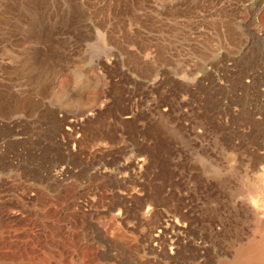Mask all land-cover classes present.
I'll return each instance as SVG.
<instances>
[{"label": "rangeland", "instance_id": "obj_1", "mask_svg": "<svg viewBox=\"0 0 264 264\" xmlns=\"http://www.w3.org/2000/svg\"><path fill=\"white\" fill-rule=\"evenodd\" d=\"M262 186L264 0H0V264H224Z\"/></svg>", "mask_w": 264, "mask_h": 264}, {"label": "bare ground", "instance_id": "obj_2", "mask_svg": "<svg viewBox=\"0 0 264 264\" xmlns=\"http://www.w3.org/2000/svg\"><path fill=\"white\" fill-rule=\"evenodd\" d=\"M253 168V167H252ZM216 169V168H215ZM225 170V169H224ZM237 170V169H236ZM213 171H214V169H213ZM251 172V171H250ZM258 172V171H257ZM257 172H255V175H257L256 173ZM210 176V175H209ZM259 175H257V177H258ZM228 185V184H227ZM257 185V184H256ZM255 187H257V186H255ZM263 187V186H262ZM221 188V187H220ZM264 188V187H263ZM251 189H252V187H251ZM258 189V188H257ZM249 190V189H248ZM260 190H261V188H260ZM260 190L258 189V192H260ZM254 191H256V190H253V192L252 193H249V194H251L252 196H254L255 197V195L256 196H258V197H260L259 195L260 194H253L254 193ZM264 191V190H263ZM243 192V191H242ZM250 192V191H249ZM258 192H256V193H258ZM262 194H263V192H262ZM243 195V194H242ZM252 196H250V197H252ZM262 196H264V194L262 195ZM261 196V197H262ZM249 197V196H248ZM253 197V198H254ZM261 197H260V199H261ZM263 198V197H262ZM240 199V198H239ZM242 200V199H241ZM255 200V199H254ZM256 200H258V201H260L259 199H256ZM255 200V202H256V204H258V201H256ZM250 201V200H249ZM249 201H246V202H249ZM240 202V201H239ZM255 202L253 203V204H255ZM235 203V202H234ZM262 203V202H261ZM264 203V202H263ZM238 204V203H237ZM242 204H245L246 205V203H245V201H244V203H242ZM253 204H250V205H252V206H254ZM244 205V206H245ZM248 205V204H247ZM241 206H243V205H241ZM257 206V205H256ZM258 206H260L259 204H258ZM239 207V206H238ZM248 207H249V205H248ZM247 207V208H248ZM262 207H264L263 206V204H262ZM234 208V207H233ZM237 208V207H236ZM242 208H244V209H242V210H245V208L246 207H242ZM250 208H251V206H250ZM249 208V209H250ZM260 207H258V208H254L253 209V212L254 213H250V215L251 214H254V219H255V221H252V224H255V226L256 227H253V228H255V229H253V231L254 232H250V231H252L251 229H252V227H251V229H249V236H247V239H245V240H247L246 241V243H244L245 242V240H244V242H241L242 244H238V243H235V244H237V246L233 249V252H232V255L231 254H229L228 256H231V260L230 261H226L227 259H225V261H226V263H225V261H224V264H264V218L263 219H261V217H259V213L262 211H260V209H259ZM239 209V208H238ZM240 209H241V207H240ZM248 210V209H247ZM221 211V210H220ZM232 211V210H231ZM238 211V210H237ZM236 211V212H237ZM245 212H246V210H245ZM250 212H252V211H250ZM264 211H262L261 213L262 214H264L263 213ZM227 213V212H226ZM242 213H243V211H242ZM246 214V213H245ZM245 214H243V215H245ZM239 215V214H238ZM237 215V216H238ZM240 216H242V215H240ZM261 216V215H260ZM218 217V216H217ZM227 217V216H226ZM251 216H249V218H250ZM263 217V216H262ZM236 218V217H235ZM240 218V217H239ZM241 218H243V217H241ZM253 218V217H252ZM244 219V218H243ZM240 220V219H239ZM253 220V219H252ZM229 221V220H228ZM237 221V220H236ZM241 221H243V220H241ZM246 223H247V221H245ZM251 222V221H250ZM249 222V220H248V224L250 223ZM242 223V222H241ZM247 224V225H248ZM237 225V224H236ZM236 225H234L233 227H234V229H235V226ZM247 225H245V226H247ZM241 226H243V225H241ZM240 226V228L239 229H241V231H242V228L244 227H241ZM249 226V225H248ZM247 226V227H248ZM251 226H253V225H251ZM238 228V227H237ZM236 228V229H237ZM249 228V227H248ZM247 228V229H248ZM247 229H246V231H247ZM231 230V229H230ZM233 231V230H232ZM237 231L238 230H236L235 232L237 233ZM231 233V232H230ZM230 233H229V235H230ZM246 233V232H245ZM234 235V234H233ZM235 235H237V234H235ZM238 235H240V233L238 234ZM245 235H247V234H245ZM232 236V235H231ZM229 238H230V236H229ZM243 239V238H242ZM230 241H231V238H230ZM237 241H239V240H237ZM242 241V240H241ZM232 243V242H231ZM230 243V244H231ZM204 247V246H203ZM217 247V246H216ZM233 247V246H232ZM204 251V250H203ZM210 252V251H209ZM217 253V252H216ZM223 253V252H222ZM228 253V252H227ZM221 254V253H220ZM199 257V256H198ZM201 258V257H200ZM202 259H204V257L202 258ZM213 259V258H212ZM197 261H199V260H197ZM196 261V262H197ZM202 261V260H201ZM201 261H199V264H201ZM204 261V260H203ZM202 261V262H203ZM217 261V260H216ZM219 261H221V260H219ZM209 262V261H208ZM195 264V263H194ZM204 264V263H203ZM206 264V263H205ZM209 264V263H208Z\"/></svg>", "mask_w": 264, "mask_h": 264}]
</instances>
